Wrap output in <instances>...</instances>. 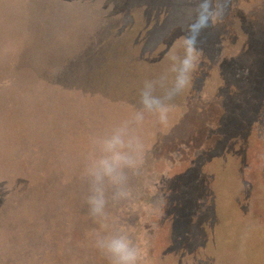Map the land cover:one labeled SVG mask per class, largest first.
Instances as JSON below:
<instances>
[{
  "label": "rangeland",
  "instance_id": "rangeland-1",
  "mask_svg": "<svg viewBox=\"0 0 264 264\" xmlns=\"http://www.w3.org/2000/svg\"><path fill=\"white\" fill-rule=\"evenodd\" d=\"M203 15L190 89L169 126L145 114L132 198L94 222L91 139L133 120ZM117 227L141 264H264V0H49V67H0V264H111L92 233Z\"/></svg>",
  "mask_w": 264,
  "mask_h": 264
},
{
  "label": "clouds",
  "instance_id": "clouds-1",
  "mask_svg": "<svg viewBox=\"0 0 264 264\" xmlns=\"http://www.w3.org/2000/svg\"><path fill=\"white\" fill-rule=\"evenodd\" d=\"M210 25L209 16L198 17L181 40L182 54L169 52L168 71L158 79L144 81L139 91L140 108L133 120L122 121L109 134L91 139L92 151L83 179L87 183L85 202L94 222L107 221L109 203L115 206L132 198L130 179L140 174L145 152L137 127L143 123L146 113L155 115L162 126H169L171 101L190 89L203 56V50L198 46L199 34ZM158 89L162 94H158ZM92 237L94 246L110 259L111 264H141L142 250L127 229L117 227L108 234L96 231Z\"/></svg>",
  "mask_w": 264,
  "mask_h": 264
},
{
  "label": "crops",
  "instance_id": "crops-1",
  "mask_svg": "<svg viewBox=\"0 0 264 264\" xmlns=\"http://www.w3.org/2000/svg\"><path fill=\"white\" fill-rule=\"evenodd\" d=\"M39 66L49 67V0H0V67Z\"/></svg>",
  "mask_w": 264,
  "mask_h": 264
}]
</instances>
